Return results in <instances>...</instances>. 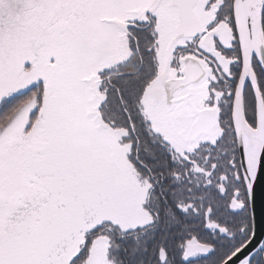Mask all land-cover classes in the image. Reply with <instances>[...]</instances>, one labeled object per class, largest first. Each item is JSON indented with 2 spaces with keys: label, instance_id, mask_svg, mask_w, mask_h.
I'll use <instances>...</instances> for the list:
<instances>
[{
  "label": "snow or ice",
  "instance_id": "obj_1",
  "mask_svg": "<svg viewBox=\"0 0 264 264\" xmlns=\"http://www.w3.org/2000/svg\"><path fill=\"white\" fill-rule=\"evenodd\" d=\"M0 264H264V0H0Z\"/></svg>",
  "mask_w": 264,
  "mask_h": 264
}]
</instances>
